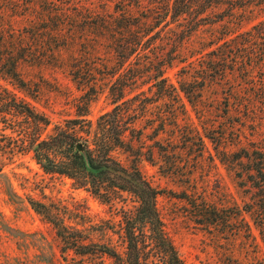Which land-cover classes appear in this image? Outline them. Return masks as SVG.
Segmentation results:
<instances>
[{
  "label": "trees",
  "instance_id": "1",
  "mask_svg": "<svg viewBox=\"0 0 264 264\" xmlns=\"http://www.w3.org/2000/svg\"><path fill=\"white\" fill-rule=\"evenodd\" d=\"M82 1L78 12L67 14L68 19L85 21L83 32L94 34L83 39L82 43L88 44L85 50L94 51L103 39L108 41L113 54L109 74L98 79L97 65L89 58L83 61L70 57L73 79L88 88L78 102V118L69 121L67 129L58 128L48 138L29 141L27 148L44 173L69 178L77 188L107 204L127 194L138 205L122 213L119 234L124 251L121 252L108 240L88 242L93 228L85 215L74 214L53 202L29 199L31 208L56 230L64 243L62 252L108 257L113 264H187L166 232L158 211L161 191L139 168L145 127L138 129V126L150 121L145 118H152L150 107L155 102L184 106L186 98L195 106L205 101V97L217 101L209 96L214 91H220L218 101L224 100L227 117L255 126L253 138L245 137L247 143L243 135L235 133L238 129L235 124L223 127L222 138L227 136L226 145L236 148L224 153L227 169L233 172L244 194L238 216L248 230L246 219L250 220L264 245V19L232 37L241 29L240 18L249 10L264 15V0H101V12L89 8L88 0ZM226 2H232L233 14L228 16V23H223ZM110 4L116 5L115 12ZM136 8L141 15L132 12ZM234 10L242 12L236 23ZM45 17L44 14L39 19ZM175 67L180 68L181 74L178 86L166 76ZM12 76L18 78L19 74L13 71ZM99 85L108 92L113 108L94 123L87 117L92 101L100 94ZM15 104V99L12 103L0 102V113L15 112L35 125L49 124L29 106ZM166 121L167 118L159 117V125L152 127L154 139L165 132ZM175 126L181 128L177 123ZM215 130V124L204 127V134L212 143L217 138L213 135ZM198 135L202 136L200 131ZM116 149L129 152L134 161L129 166L123 165L111 156ZM149 155L153 157L152 152ZM152 157L146 160L152 162ZM201 212H206L212 222L227 223L233 218L217 207L211 210L203 205ZM76 218L82 222L73 223ZM96 231L104 233L106 229L99 226Z\"/></svg>",
  "mask_w": 264,
  "mask_h": 264
},
{
  "label": "rangeland",
  "instance_id": "2",
  "mask_svg": "<svg viewBox=\"0 0 264 264\" xmlns=\"http://www.w3.org/2000/svg\"><path fill=\"white\" fill-rule=\"evenodd\" d=\"M88 1L89 8L102 11L101 0ZM83 3L82 0H0V102L12 103L15 99L17 105L29 106L49 121L48 125H35L15 112L0 113V264H113L108 257L62 252L64 243L56 230L31 208L29 199L53 202L74 214L85 215L93 228H89L88 242L108 240L124 251L119 234L122 213L137 207V201L124 194L122 199L109 204L102 202L85 189L77 188L71 179L44 173L27 148L29 141L48 138L58 128L67 129L69 121L78 118V102L88 88L73 79L70 57H80L78 60L83 61L89 58L97 65L98 79L109 74L113 54L108 41L103 39L94 51L85 50L88 44L82 43L83 39L94 34L83 32L85 21L68 19L67 14L78 12ZM230 3L223 6V23H228V16L233 14ZM110 5L115 12L116 5ZM250 11L240 18L241 29L232 37L264 19L263 14ZM132 12L141 15L137 8ZM241 13L234 10L235 23L239 22L237 15ZM44 14L45 20L39 19ZM83 61L80 64L86 68ZM179 69L171 68L166 73L176 86L181 75ZM13 71H17L18 78L12 76ZM97 91L100 94L92 101L87 117L94 123L113 108L108 92L103 88ZM219 92L209 94L217 101L205 97V101L195 106L186 98H183L184 106L155 102L150 107L152 118H145L150 121L138 126V129L145 127L138 165L144 177L161 191L157 198L158 211L166 232L187 264H264V245L250 220L246 219L248 230L238 216L244 194L225 164L224 152L236 148L226 145L227 136L222 138L223 127L235 124L238 128L235 133L243 135L247 143L245 137L253 138L255 126L227 117L224 100L218 101ZM159 117L167 118L165 132L154 139L152 127L159 125ZM176 123L181 127L179 130L175 129ZM210 124L216 125L214 143L204 134V127ZM111 156L125 166L134 161L123 150L116 149ZM148 157L153 161L146 160ZM203 205L211 210L213 207L224 210L233 218L227 223L212 222L206 212H201ZM73 221L82 222L77 218ZM99 226L106 232L96 231Z\"/></svg>",
  "mask_w": 264,
  "mask_h": 264
},
{
  "label": "water",
  "instance_id": "3",
  "mask_svg": "<svg viewBox=\"0 0 264 264\" xmlns=\"http://www.w3.org/2000/svg\"><path fill=\"white\" fill-rule=\"evenodd\" d=\"M79 149H81V147L79 146Z\"/></svg>",
  "mask_w": 264,
  "mask_h": 264
}]
</instances>
